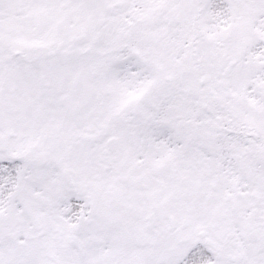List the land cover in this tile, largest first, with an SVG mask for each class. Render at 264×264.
<instances>
[{"label": "snow or ice", "instance_id": "snow-or-ice-1", "mask_svg": "<svg viewBox=\"0 0 264 264\" xmlns=\"http://www.w3.org/2000/svg\"><path fill=\"white\" fill-rule=\"evenodd\" d=\"M0 264H264V0H0Z\"/></svg>", "mask_w": 264, "mask_h": 264}]
</instances>
